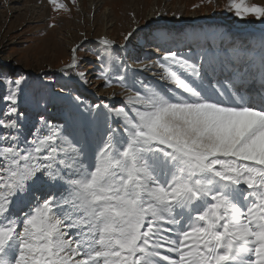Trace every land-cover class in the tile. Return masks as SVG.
Returning a JSON list of instances; mask_svg holds the SVG:
<instances>
[{"label":"snow or ice","instance_id":"snow-or-ice-1","mask_svg":"<svg viewBox=\"0 0 264 264\" xmlns=\"http://www.w3.org/2000/svg\"><path fill=\"white\" fill-rule=\"evenodd\" d=\"M229 10L264 18L244 0ZM159 39L171 46L153 63L174 87L141 82L103 112L76 96L23 141L26 78L0 67V264H264V38L252 50L214 30Z\"/></svg>","mask_w":264,"mask_h":264},{"label":"rangeland","instance_id":"rangeland-1","mask_svg":"<svg viewBox=\"0 0 264 264\" xmlns=\"http://www.w3.org/2000/svg\"><path fill=\"white\" fill-rule=\"evenodd\" d=\"M24 1L0 0V67L6 72L21 74L26 78L18 104V110L24 113V117H13L20 126L21 141L31 138L32 132L39 126L40 115L46 118L56 116L62 105L69 101L75 103L76 96L81 97L82 107L101 105L99 109H93V112L106 111L104 104L120 106L122 99L134 95L135 90L140 89L141 82L150 84L148 82L153 79L144 80V76L137 74L135 69L140 65H153L162 55V51L156 50L158 45L164 46V42L160 44L157 41L160 40V31L165 29L163 25L166 22L169 25L172 20L181 23L184 19L197 17L193 25L179 24L176 36L192 31L214 30L223 34V43L227 45L225 49L230 47L226 41L232 31L244 34L256 26L263 28L256 29L258 32H264V18L257 20L251 14L243 19L236 17L234 10H229L230 0H159L158 4L155 0H144L139 8L131 3L123 6L120 0H106V4L95 11H90L93 0H57L66 8H56L50 0H46L45 5L41 0ZM244 2L247 6H264V0ZM106 7H113L115 14L111 17L113 22H117H111L113 25L108 29L101 19ZM151 10L156 17L163 16V21L159 25L156 23L147 27V16ZM207 17H211V22H205ZM219 20L223 21L217 25L212 23ZM231 24L235 25V29L231 30ZM131 26L136 31L129 43L124 37L130 32ZM143 27H147V30ZM105 29L108 37L102 36ZM241 33L237 35V40H240ZM249 34H244L241 43L243 47L250 46L249 50H252L257 48L261 39ZM101 37L116 42H113L108 53L99 43ZM81 40L88 42L80 44ZM71 41L76 42L72 45L74 42ZM117 44L127 46L126 51L123 52L124 48ZM77 46L78 66L73 68L70 67L72 50ZM97 55L102 56V60H97ZM105 69L108 70L107 77L110 80L108 86H105L103 78H98ZM81 72L85 73L84 79L79 75ZM8 90L9 85L0 82V115L6 110L2 98ZM53 93H59V98H53Z\"/></svg>","mask_w":264,"mask_h":264},{"label":"bare ground","instance_id":"bare-ground-1","mask_svg":"<svg viewBox=\"0 0 264 264\" xmlns=\"http://www.w3.org/2000/svg\"><path fill=\"white\" fill-rule=\"evenodd\" d=\"M28 0H25L24 2H27ZM78 1V0H77ZM156 1V4H158V2L157 1H159V0H155ZM142 2H144V0H120V3L123 5V4H129V3H131L132 4V6H135L136 8H139V6L140 5H142ZM41 3L43 4V5H45V4H47V2H46V0H41ZM92 4H93V7H92ZM104 5V4H106V0H93L92 1V3H91V5H90V11L91 10H93V11H95L98 7H100L101 5ZM124 6V5H123ZM125 9V8H124ZM124 12V11H123ZM114 13V10H113V7H106V8H104V10L102 11V14H101V19H102V21H105V25H106V29H108V28H110L112 25H113V23H117L116 21H114L113 22V19H112V14ZM115 14V13H114ZM161 15V14H160ZM148 23H147V27L148 26H153L154 24H156V23H158V25H159V23L161 22V21H163L162 20V17H156L155 16V12L153 11V10H151L150 11V13H148ZM194 18V19H193ZM196 18L197 17H190V18H188V19H184V20H182V22L181 23H179L178 21H173L172 20V22L168 25L167 24V22L163 25V27H165V29L167 30H170L171 31V33L173 34V35H175L176 36V34L178 33V30H179V24H182V26L183 25H186V24H194L195 22H194V20H196ZM211 17H207V18H205V22H211L209 19H210ZM88 19V18H87ZM90 20V19H89ZM199 22H201V20H198ZM221 21H223V20H221ZM220 20L218 21V22H212V23H216V25L218 24V23H220L221 22ZM111 22H113V23H111ZM107 23V24H106ZM109 23V24H108ZM223 23V22H222ZM221 23V24H222ZM197 24V23H196ZM135 25V24H134ZM137 25V24H136ZM142 25V24H141ZM202 25V24H201ZM232 26H231V30H233V29H235V25L234 24H231ZM138 27V26H137ZM141 27V26H140ZM139 27V28H140ZM146 27V28H147ZM144 28V27H143ZM146 28H144V29H146ZM106 29L103 31V35L102 36H106V37H108L107 36V31H106ZM144 29H143V32H144ZM147 30V29H146ZM238 30V29H237ZM136 30L134 29V27L132 28V26H131V29H130V32H135ZM251 31H254V32H256L255 33V35H257L260 39L261 38H264V32L262 31H257L255 28H253V27H251V29H249V31L248 32H245L244 34L245 35H248ZM193 32V31H192ZM198 32H200V31H198ZM109 33V32H108ZM241 32L239 31V32H234V31H232L230 34V37L228 36V40L226 41L227 43H234V46H236V47H239V48H241V49H245L247 46H244V47H241V42H237V35L238 34H240ZM248 33V34H247ZM252 33V32H251ZM244 34H243V32L241 33V37H243L244 36ZM228 35V34H227ZM250 35V34H249ZM111 36H109V38H110ZM250 37V36H249ZM102 38V37H101ZM81 38H79L78 40H80ZM157 40V39H156ZM72 42H74V43H72ZM75 42L76 41H71V43H72V45H74L75 44ZM86 42H88L87 40H81L80 41V44H83V43H86ZM114 43H116L115 41H113ZM157 42H159L160 44L161 43H163V41H161V40H158ZM164 44V43H163ZM245 44V43H244ZM118 45V47H123L124 49H123V52L124 51H126V49H127V46H121V44H117ZM161 46V45H160ZM164 46H167V45H164ZM226 47V45H224L223 46V48H225ZM77 48V47H76ZM250 48V46L249 47H247L246 49H249ZM227 49V48H226ZM157 51V50H156ZM155 54V53H154ZM156 54H158V53H156ZM155 59H153V60H151V62L152 61H154ZM156 61V60H155ZM150 63V62H149ZM146 65H149V67L151 66V68H149L148 69V66L147 67H145ZM145 66L144 65H140L137 69H135V71H136V73L137 74H142L143 76H144V80H150V79H153V81L151 80V82H148V83H150V85L152 84V86H154V87H157V88H162V89H167V88H169V87H174L173 85H171V84H169L167 81H164V80H162L161 79V75H162V71H161V69H159L158 67L156 68L155 66V64H146ZM136 74V75H137ZM135 75V74H134ZM140 89H141V86H140ZM126 100V98L123 100L122 99V101H125ZM101 111H103V110H101ZM90 155H91V153H90Z\"/></svg>","mask_w":264,"mask_h":264},{"label":"water","instance_id":"water-1","mask_svg":"<svg viewBox=\"0 0 264 264\" xmlns=\"http://www.w3.org/2000/svg\"><path fill=\"white\" fill-rule=\"evenodd\" d=\"M253 28H255V29H263L262 27H256V26H253Z\"/></svg>","mask_w":264,"mask_h":264}]
</instances>
